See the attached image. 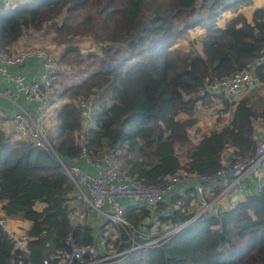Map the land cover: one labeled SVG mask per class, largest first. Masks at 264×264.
<instances>
[{
    "label": "trees",
    "instance_id": "obj_1",
    "mask_svg": "<svg viewBox=\"0 0 264 264\" xmlns=\"http://www.w3.org/2000/svg\"><path fill=\"white\" fill-rule=\"evenodd\" d=\"M250 2L2 3L0 49L17 50L13 45L26 31L38 30L47 23L59 33L76 34L77 28H85L99 43L100 53L91 52L78 59L77 63L88 59L84 68L64 70L52 78L53 103L65 96L83 97L96 90L101 95L94 123L84 133L80 132V110L74 102L63 100L51 109L55 127L48 136L64 161L81 159L83 139L92 155L103 146L113 148L118 161L121 158L120 169L146 183L165 182L167 176L181 169L213 175L225 159L233 161L253 152L257 142L254 122H264V98L245 94L232 103L224 100L220 109L231 108L229 121L203 133L193 144L188 127L196 119H180L177 115L191 112L194 94L204 83L243 66H252L264 80V7L254 9L251 21L236 12L224 25L218 24L228 7L236 9L237 4ZM194 27L204 28L202 52L175 48L178 38ZM71 52L78 56V47L67 46L62 57ZM71 73L76 75L71 77ZM78 131L80 141L75 138ZM184 144H191L185 164L178 154ZM219 188V184L211 185L215 192ZM74 207L73 185L56 157L14 131L13 135L7 133L0 124V214L28 222L23 234L30 249L25 256L0 227V264L26 259L34 264H43L44 260L53 264L57 255L69 248L68 236L80 245L93 244L91 226L83 222L72 225ZM196 211V192L188 186L181 192L170 191L168 199L153 209L128 203L125 215L129 224L139 229L149 228L153 222L159 226L178 225ZM100 227L103 236L107 228L104 224ZM127 228L122 227L118 234L120 250L130 245ZM105 235L109 241L110 236ZM90 255L84 253L83 257ZM122 257L124 264H264V181L256 192L245 194L219 214L202 213L161 243L137 248Z\"/></svg>",
    "mask_w": 264,
    "mask_h": 264
},
{
    "label": "built area",
    "instance_id": "obj_2",
    "mask_svg": "<svg viewBox=\"0 0 264 264\" xmlns=\"http://www.w3.org/2000/svg\"><path fill=\"white\" fill-rule=\"evenodd\" d=\"M9 1L0 0V4ZM33 56L39 58L45 68L38 81H28L22 73H11L8 70L9 64L22 63ZM64 70L65 66L60 62L58 56L48 48L30 46L14 51L0 49V75L7 77L13 83L16 91L21 92L27 101L35 102L32 110L21 108L13 113H9L0 106V123L8 120L16 135L26 138L33 145L52 153L59 161L63 172L73 185L75 201L72 211L73 226L82 223L87 214L93 213L96 216L95 220L105 226L107 223L103 222H109L118 228L120 226L128 227L129 239L131 237L130 245L117 251L123 255L143 246L159 244L167 239L173 231L183 226L182 222L164 228L160 232H156L153 225L149 228L136 229L126 219L125 211L128 203L123 198H128L129 203L132 202L134 205L153 209L165 199L170 188L181 178L187 177L194 181L196 192L197 211L192 218L188 219L191 221L202 213L217 215L224 207L232 206L235 203L236 195L249 193L245 180L250 173L259 174L260 172L264 160V137L256 142L255 148L250 154L233 161L225 159L216 174L190 172L183 176L175 173L167 176L166 181L162 183H146L120 169L113 148L103 146L99 153L90 154L83 139L80 157L89 163L96 164L97 169L88 171L73 160L64 161L54 150L47 132V112L53 103L55 89L52 78ZM263 86L264 80L260 78L254 68L249 65L243 66L228 76L204 83L194 94L196 97L194 105L199 109H205L206 101L210 98L214 106L220 104L221 107L224 100L232 103L245 94L259 91ZM82 99L79 102L80 131L84 133V130L94 123L95 114L100 109L101 97L98 92H94ZM210 182L219 184L221 188L216 192L211 190L208 185ZM0 227L13 240L14 246L27 256L30 249L26 244L23 228L17 231L10 225V218L4 214H0ZM98 231L96 229L93 233L95 237ZM134 233H137L136 235L141 239H136L137 236L134 238ZM119 241L120 237H118V244ZM66 243L69 248L63 249L53 264H94L99 261L107 262V257L111 256L109 252L104 251L97 259L84 260V253H89L90 256L98 253L95 241L93 244L80 245L75 243L71 236H68ZM100 244L105 247L107 240L102 238ZM113 255L116 254L113 252ZM17 264H34V262L26 259ZM43 264H50V262L44 260Z\"/></svg>",
    "mask_w": 264,
    "mask_h": 264
},
{
    "label": "rangeland",
    "instance_id": "obj_3",
    "mask_svg": "<svg viewBox=\"0 0 264 264\" xmlns=\"http://www.w3.org/2000/svg\"><path fill=\"white\" fill-rule=\"evenodd\" d=\"M251 2H252V0H251ZM15 3H17V2H15ZM237 6H238V4H237ZM232 9L233 8L228 7L225 10L226 11L225 15H231V13L233 12ZM49 24L50 23L43 25V27L38 29V30L30 29V30L26 31L25 32L26 34H24V36H22L13 45L14 46L13 48L20 49V48H27L30 46L42 47V48H46V49L48 48L58 56L60 62L65 66V70L67 72L79 70L78 68H80V67L84 68L88 64L87 63L88 59H86L85 62H82V63L78 62L77 63V61H79L78 59L81 57V55L85 56L91 52L100 53L99 43L96 41V39L90 33H88L89 31H87V29L77 28L78 33H76V34L59 33L58 31L55 30V28L53 26H51ZM203 31H204L203 27H194V28L189 29L187 34L178 38L177 42L174 45L175 48H178L180 51H185V52L201 53L202 52V45H201V36L202 35L200 36L199 34ZM67 46L78 47V49H79L78 56H76V52H71V53H67L65 56L62 57V55H63L62 52L64 51V49ZM74 75H76V74L71 73V77ZM68 81L69 80H66L65 82H68ZM97 91H98V94L100 95V93H99L100 91L96 90L95 92H97ZM260 91H263V92L257 94V96L264 98V94H263L264 93V86L259 91H255V92H252L249 94L258 93ZM261 95H263V96H261ZM83 97H85V96H83ZM83 97L81 95L77 96V97L65 96V97H63V99H61V101L71 100V102H74L79 108V102L83 100L82 99ZM100 97H101V95H100ZM259 102H260V99H259ZM54 105H55V103H53V105H52V107H50V109H52ZM226 109H231V108L228 107ZM226 111L227 110H225L223 108L220 109V104H218L217 106H214L212 101H206V108L205 109H199L198 107H196L194 105L191 109V112H188V113L181 112L177 115V117L180 119H184V118L190 116V117L196 119L195 123L188 127V132H190V134H191L190 138H191V142H192L197 138V136H194V134L200 135V133L202 131L206 132V131H209L213 128H216L223 119L222 113H224ZM47 125H48L47 132L49 134V132L51 133V131H53L54 127H55L54 110H50L49 116L47 115ZM78 134H79V131L76 133L75 138L80 141L81 133L79 135ZM51 143H52V141H51ZM52 145H53V143H52ZM190 145L184 144L183 147L178 148V154L180 155V159L183 163L186 160L185 159V153L187 152V148ZM119 161H120V166H122L121 158ZM37 206L40 207V205H37ZM72 220H73V218H72ZM103 223H107L106 228H108L109 231L106 232L105 234L110 236V239H109V241H107V244L105 246V251L107 253L109 252V254L111 256L107 257V262L99 261V262H95L94 264H114V262H117V264H124L125 259L122 257V254H119L117 252L120 249L118 247H116V245L118 244V238H117L118 233L120 230H122V227L120 226V228L118 229L117 226L111 225L109 222H103ZM164 226H165L164 224H161L157 229H155V231L160 232L164 228ZM141 228H143V227H141ZM105 234H104V237H106ZM136 234L137 233H134V238H135V236H137ZM130 241H131V237H130ZM102 252H104V251L103 250L98 251V253L96 252L94 254V256H89V257L87 256L88 258L84 257V260H88V259H92V258L97 259V258H99V255L102 254ZM113 252L116 255H113ZM116 258H119V259H116Z\"/></svg>",
    "mask_w": 264,
    "mask_h": 264
},
{
    "label": "crops",
    "instance_id": "obj_4",
    "mask_svg": "<svg viewBox=\"0 0 264 264\" xmlns=\"http://www.w3.org/2000/svg\"><path fill=\"white\" fill-rule=\"evenodd\" d=\"M18 1L20 2L22 0H11L10 2H7L5 4L10 3L13 5V4H16L15 2H18ZM260 6L264 7V0H252L251 3H240V4H238L236 9H232L233 12L231 13V15H225L226 11H224L222 13V15L220 16V18L218 19V24L220 26L224 25L226 20L229 17H231L232 15H234L236 12H241L246 17L247 20L251 21L254 9L256 7H260ZM203 33H204V31L201 32L199 35L201 36V35H203ZM8 70L11 73H22L28 81H38L40 79V77L42 76V74L44 73L45 68L42 65L41 60L39 58L33 56V57L27 58L22 63L9 64ZM261 92H263V91H260L258 93H254V94H249V95L255 97V94H259ZM60 101L61 100H58V103ZM207 101H211V99L208 98ZM56 103L57 102H55V105H56ZM52 105H53V103L51 104L50 107H52ZM0 106L5 108L9 113H13V112L18 111L21 108L32 110L35 106V102L34 101H27L21 92L16 91L13 83L9 79H7V77L0 75ZM50 107L48 108V112H47L48 116H49L50 110H51ZM225 110H227V111L222 113L223 119L216 128H220L222 125L227 123L229 121V119L231 118V115H232L231 109H225ZM254 123H255L254 124V137L258 141L262 137H264V122H262L261 119H257ZM0 124L2 125V127L4 128V130L7 133L13 135L12 126L8 120H4ZM47 127H48V125H47ZM203 133H205V132L202 131L200 133V135L194 134V136H197V138L194 141H192L191 143L192 144L196 143L200 139V137ZM189 135H191L190 132H189ZM74 162H76V163L78 162L81 166H83V168H85L88 171H95L98 167L96 164L89 163L88 161H86L82 158L79 161L74 160ZM185 163H186V160L183 164H185ZM180 171H178L177 173L181 174L183 176H185L186 173H188L184 169H181ZM245 181H246V184L248 186L249 193L250 192H256L260 188V185L264 181V160L262 161L259 174L250 173L246 177ZM214 183L215 182H210L208 185L211 187V185ZM188 186H192L194 189V181L187 178V177L186 178L183 177L172 188L169 189V192L172 190H174V192H181ZM211 190H213V189H211ZM243 196L244 195H236L235 202L237 199L242 198ZM168 197H169V194H167L165 196L164 200H167ZM123 199L125 201H127V203H129V201H130L128 198H123ZM73 205H74V202H73ZM95 217H96L95 214L89 213V214H87V216L85 217V219L83 221V223H86L93 228V233L95 232L96 229L99 230V228H100L102 230V228L100 227V225L102 223L99 221L97 222L95 220ZM157 223L158 222H153V224H152L154 226V228H156V229L159 227V225ZM10 225L12 227H14L17 231H20V228L26 227L28 225V222L23 221V220L18 221L15 219H10ZM164 225H165L164 228L174 226V225H166V224H164ZM23 231H24V229H23ZM108 231L109 230L106 229L104 233H106ZM102 238H105L104 235L102 236V233H100L98 231V234L94 238V241L97 244V251H102V250L105 251V247H102V245L100 244V240Z\"/></svg>",
    "mask_w": 264,
    "mask_h": 264
},
{
    "label": "water",
    "instance_id": "obj_5",
    "mask_svg": "<svg viewBox=\"0 0 264 264\" xmlns=\"http://www.w3.org/2000/svg\"><path fill=\"white\" fill-rule=\"evenodd\" d=\"M188 221H189V220H188ZM188 221L183 222L182 225H184V224L187 223ZM182 225H181V226H182ZM93 238H95V235H93Z\"/></svg>",
    "mask_w": 264,
    "mask_h": 264
}]
</instances>
